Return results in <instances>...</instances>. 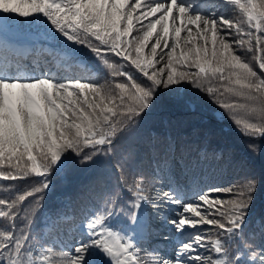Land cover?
<instances>
[{
    "label": "trees",
    "instance_id": "1",
    "mask_svg": "<svg viewBox=\"0 0 264 264\" xmlns=\"http://www.w3.org/2000/svg\"><path fill=\"white\" fill-rule=\"evenodd\" d=\"M0 2L45 70L49 39L69 53L37 107L0 106V264H88L87 221L132 232V264L162 227L190 263L264 264V0H188L191 27L152 0Z\"/></svg>",
    "mask_w": 264,
    "mask_h": 264
},
{
    "label": "rangeland",
    "instance_id": "2",
    "mask_svg": "<svg viewBox=\"0 0 264 264\" xmlns=\"http://www.w3.org/2000/svg\"><path fill=\"white\" fill-rule=\"evenodd\" d=\"M11 3L13 0H9ZM49 5L50 0H45ZM55 2H60V0H52ZM125 1V0H121ZM154 6H161L165 10V17L169 18L172 21L177 22L178 24H183L186 26H195L201 24L203 18L198 14H194L188 7L186 0H152ZM137 0H129L131 6L135 5ZM9 7V5H7ZM17 12L15 9H10L5 11V8L0 2V14L7 15L10 12ZM12 23L7 21L5 18L0 19V27H5ZM0 32H5V30L0 28ZM12 42V41H11ZM13 43V42H12ZM14 46L19 48V51H25L28 48L27 43H13ZM58 50L57 48H55ZM61 55H64L61 52ZM13 65H7L4 67L0 64V106L4 105L9 109L13 115H16L17 105L29 103L34 107L38 106L37 94L42 87H50V84L42 79V68L40 65L35 67L29 66L27 69H18ZM162 205V203H161ZM193 208V206H192ZM193 215L199 216L198 212L193 209ZM156 221V218H154ZM79 227L83 231H87L88 228L85 224L81 223ZM163 231H160L158 238L161 239V246L159 247L160 256L158 258V264H193L190 263L185 258V253L191 248L190 244L184 245L181 244L173 238V230L161 228ZM94 232L98 234L103 240L101 245H95V253L91 256V261L89 264H128L130 259L129 256V241L127 236L124 235V241L121 244L118 242L119 236H123L122 233L113 232L109 227L100 229L99 226L94 227ZM163 234V235H162ZM16 248L19 250L22 247L21 242L19 241L16 245ZM105 248L108 251H104ZM16 259L18 257L14 256ZM45 257L38 256L34 261H30V264H47ZM12 261L11 259H8Z\"/></svg>",
    "mask_w": 264,
    "mask_h": 264
}]
</instances>
